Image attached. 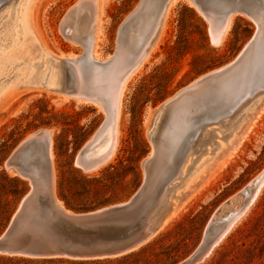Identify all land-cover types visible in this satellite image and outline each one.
Listing matches in <instances>:
<instances>
[{"label":"rangeland","instance_id":"rangeland-1","mask_svg":"<svg viewBox=\"0 0 264 264\" xmlns=\"http://www.w3.org/2000/svg\"><path fill=\"white\" fill-rule=\"evenodd\" d=\"M80 1L40 0L35 4L33 27L48 52L65 59H78L85 54L84 47L68 39L63 30L64 18ZM100 1L105 11V32L93 55L95 59L106 62L117 52L122 25L143 0ZM157 1L148 0L149 8L130 29L132 38L146 30V25L154 17ZM220 1L206 0V3L220 9L217 4ZM251 2L258 5L261 0ZM190 3V0H178L170 7L146 62L143 61L126 83L117 126L118 144L105 165L85 172L76 159L105 123L106 112L99 105L30 89L23 90L26 92L11 101L7 109L0 110V173L15 177L5 170L7 158L27 138L38 131H48L52 141L55 194L63 208L83 212L80 210L93 211L127 203L143 183L142 163L152 151L148 132L153 112L203 76L232 63L258 31L251 18L237 15L233 17L222 41L214 45L209 20ZM2 49L0 57L5 53ZM10 73L11 70L4 71L0 82H4ZM12 73L15 75V72ZM263 110L264 100L252 112L244 128L246 136L241 148L230 158L227 167L219 169L211 184L159 229L143 247L150 246L143 257L155 259L153 254L164 250L177 260L176 264L187 260L202 244L218 208L242 193L264 173ZM110 140L111 130L107 128L101 137L99 152L104 151ZM20 181L24 186L0 178V216L3 220L0 234L4 233L23 196L30 189L29 182ZM263 184L252 205L241 214L231 216V230L200 264H264ZM13 191H19V196L12 195L10 192ZM6 196L9 205L6 204ZM239 198L243 204L245 198ZM235 206L225 211V216L238 209Z\"/></svg>","mask_w":264,"mask_h":264},{"label":"water","instance_id":"water-1","mask_svg":"<svg viewBox=\"0 0 264 264\" xmlns=\"http://www.w3.org/2000/svg\"><path fill=\"white\" fill-rule=\"evenodd\" d=\"M81 2V5L87 3ZM168 2L158 0L154 4V17L146 25V30L139 34L141 41L138 44V37L132 38L130 29L149 8L148 0H143L122 25L117 52L110 60L99 64V68L108 73L114 60H121L123 54L127 57V67L140 62L158 33ZM193 3L209 20L214 33L223 30L229 19L237 15L251 18L258 31L232 63L203 76L158 108L157 111H174L183 103H190L186 121L176 131L173 140L167 143L159 136L150 137L152 151L142 163L143 183L127 203L86 212L61 207L55 194L50 132L38 131L19 144L4 167L7 173L29 182L30 189L6 230L0 234V257L33 261H109L143 248L169 215L163 211V205L181 153L204 128L218 124L246 101L264 94V0L258 5L251 0H222L217 3L220 9L210 7L206 0H193ZM77 43L86 48L83 42ZM86 55L85 49V54L77 59L84 68L82 86L72 77V60H64L68 68L65 91L88 103L98 104L108 113L107 97L102 91L104 87L91 80L93 73L90 74ZM105 124L106 121L77 156L76 163L85 172L94 171L92 169L104 160L103 156L88 159L87 154L97 145ZM256 187L257 184L249 185L237 197L243 196L246 203ZM230 203L228 200L218 208L202 244L181 264L202 263L229 233L233 219L230 214L225 216L224 211Z\"/></svg>","mask_w":264,"mask_h":264},{"label":"bare ground","instance_id":"bare-ground-1","mask_svg":"<svg viewBox=\"0 0 264 264\" xmlns=\"http://www.w3.org/2000/svg\"><path fill=\"white\" fill-rule=\"evenodd\" d=\"M37 1L40 3V0H3L0 3V28L3 29V32L1 31L2 33H0V50L1 48L5 50L4 55L0 57V75L4 71L11 70V73L4 79V82H0V110L7 109L11 101L26 92L23 90L30 89L48 91L64 96L63 98H72L77 102L88 103L82 97L69 94L65 91L68 69L64 61L65 57L56 56L48 52L44 48L42 41H40V36L38 37L35 32L33 27V9ZM81 1H87V3L81 5ZM81 1L64 18L63 30L68 31L67 38L71 41L75 43L81 41L86 45V57L90 62V74L93 73L91 80L93 79L96 85L104 87L102 91L107 97L109 110L108 113L106 112L107 119L105 127L101 131L97 145L87 154L88 159L103 156L104 160L100 165L96 166L98 167L102 166L112 157L111 155L118 144L116 143L118 141L117 126L120 118L121 97L127 86L126 83L142 66L150 50L152 51L154 48L165 17L170 7L178 0H169L158 33L147 52L142 55L141 61L133 67H127V57L126 54H123L121 60H114L108 73L99 68V64L103 62L95 59L93 55L95 48H98L96 46H98L99 40L101 41V37L105 32L103 23L105 11L103 4L100 0ZM190 1L195 6L193 0ZM232 20L233 17L229 19L225 28L217 33H214L211 27V38L214 45L222 41L223 36L232 25ZM136 41L140 44L141 35L138 36ZM68 60H72L71 73L73 79L77 84L82 86L84 84V68L78 64L77 59L71 58ZM12 72H15V75ZM262 100H264V94L246 101L230 117L222 120L218 124L204 128L183 153H181L175 166L174 180L170 184L165 197L163 211H166L169 215L163 225L169 219L172 220L178 212L183 210L187 204L200 195L215 179V175L219 169L225 167L229 163L230 158L241 148L246 136L243 133L244 128L252 112H254ZM188 102L178 106L174 111H157L158 109H156L152 114V125L148 132L149 138L159 136L164 142L168 141L167 143H169L176 131L186 121V114L190 108V103L188 104ZM111 108L113 112H111ZM107 128L111 130V140L104 151L99 152L101 150V137ZM51 157L53 160L52 141ZM263 183L264 173L252 183L257 184V187L252 195H248L249 199L244 203V206L241 204V199L236 195L234 198H231V203L225 208V211L236 204L235 207L238 209L235 211L232 210L233 212L230 216L241 214L248 206L252 205ZM58 203L62 207L59 200Z\"/></svg>","mask_w":264,"mask_h":264},{"label":"trees","instance_id":"trees-1","mask_svg":"<svg viewBox=\"0 0 264 264\" xmlns=\"http://www.w3.org/2000/svg\"><path fill=\"white\" fill-rule=\"evenodd\" d=\"M0 178L5 180L8 183L17 184L24 186V184L20 181L18 177H10L6 173L2 172L0 173ZM15 197L19 196V191H13L10 192ZM7 195V194H6ZM6 196V204L9 205L10 201ZM63 199L67 202V198L63 196ZM0 204H1V196H0ZM67 205L69 206L68 202ZM83 212L89 211L87 209L80 210ZM3 220H1L0 216V227ZM1 231V230H0ZM150 249V246L143 248L139 252H134L131 254H128L126 256L109 260V261H87V262H74V261H60V260H53V261H33L29 259H23V258H8V257H0V262L2 264H176L177 260H175L174 257H171L169 253L166 251H160L155 252L153 255H155V259H152L150 257H143V255H146L148 250ZM166 257V258H164Z\"/></svg>","mask_w":264,"mask_h":264}]
</instances>
